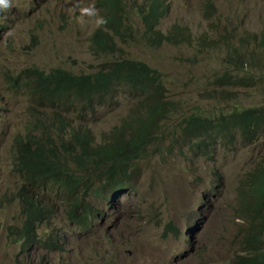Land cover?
I'll use <instances>...</instances> for the list:
<instances>
[{
    "label": "rangeland",
    "instance_id": "obj_1",
    "mask_svg": "<svg viewBox=\"0 0 264 264\" xmlns=\"http://www.w3.org/2000/svg\"><path fill=\"white\" fill-rule=\"evenodd\" d=\"M167 2L171 10L159 28L167 34L178 24L193 33L191 42L150 46L142 35L147 1L124 0L122 14L137 39L127 43L116 36L118 50L106 53L92 44L107 11L100 0H0V264H233L245 237L258 230L239 217V200L248 190L246 180L264 163V138L220 142L202 156L183 137L179 119L169 122L136 163V190L89 197L96 209L89 223L70 221L60 193L50 190L47 194L61 204L41 227L40 240L29 247L9 236L24 219L16 140L26 133L33 108L26 88L11 81L28 67L91 73L125 53L158 68L169 97L182 101L186 113L216 111L218 116L250 106L264 112V0ZM233 53L242 56L228 62ZM234 63L239 76L253 75L258 82L250 87L217 83ZM140 98L121 92L87 117L98 142L125 118L141 113ZM76 213L81 215L80 208Z\"/></svg>",
    "mask_w": 264,
    "mask_h": 264
},
{
    "label": "trees",
    "instance_id": "obj_2",
    "mask_svg": "<svg viewBox=\"0 0 264 264\" xmlns=\"http://www.w3.org/2000/svg\"><path fill=\"white\" fill-rule=\"evenodd\" d=\"M100 1L107 11L103 25L93 34L94 47L109 53L118 50L116 36L127 43L135 41L137 34L122 14L124 0ZM145 1L146 29L142 35L150 46L181 45L193 40V33L178 24L167 34L159 28L171 10L167 0ZM233 49L237 50L234 44ZM239 56L242 53H233L228 62H235ZM246 63L242 60L243 68ZM237 69L238 64L234 63L233 70L219 76L217 83L250 87L258 82L250 74L249 78L245 74L239 76ZM17 83L25 86L33 108L26 133L19 134L16 140L15 170L22 177L18 199L23 226L20 230L9 229V236L23 240L29 247L40 240L41 227L58 208L47 191H59L70 221L89 223L96 212L89 197H113L120 190H136L133 184V175L138 172L136 163L150 153L172 120L180 119L178 126L183 137L195 144L202 156L216 151L220 142L254 143L264 138V112L259 107H236L218 116L216 111L186 113L182 101L169 97L166 79L158 68L125 53L91 73L77 74L62 67L51 71L28 67L11 81ZM121 92L141 97L143 112L139 110L125 118L109 132L107 142L98 143L93 129L86 125L87 117L111 103L108 98L120 96ZM246 183L247 192L240 193L239 217L250 221L258 230L245 237L242 253L233 264H264V163L257 166ZM78 208L81 215L76 213Z\"/></svg>",
    "mask_w": 264,
    "mask_h": 264
},
{
    "label": "bare ground",
    "instance_id": "obj_3",
    "mask_svg": "<svg viewBox=\"0 0 264 264\" xmlns=\"http://www.w3.org/2000/svg\"><path fill=\"white\" fill-rule=\"evenodd\" d=\"M144 1V0H143ZM168 1V0H167ZM142 3V2H141ZM125 45V44H124ZM19 84V83H18ZM254 84V83H253ZM23 85V84H22ZM14 86H15V84H14ZM25 87V86H24ZM30 87V86H29ZM23 89V88H22ZM29 94V93H28ZM33 98V97H32ZM34 101V100H33ZM35 102H36V100H35ZM37 103V102H36ZM141 112H143V111H141ZM113 130V129H112ZM111 130V131H112ZM194 139V138H193ZM29 141V140H28ZM96 141H97V139H96ZM23 142V141H22ZM98 142V141H97ZM107 142V141H106ZM29 143V142H28ZM98 143H104V142H98ZM24 144V143H23ZM21 145V144H20ZM29 145V144H28ZM30 146V145H29ZM72 161V160H71ZM69 164V163H68ZM49 187V186H48ZM49 189V188H48ZM51 189V188H50ZM53 191V190H52ZM48 192V191H47ZM59 192V191H58ZM127 191H125V192H122V193H126ZM51 193V192H50ZM116 196V195H115ZM114 197V196H113ZM112 198V197H111ZM61 201L59 200V205L58 206H60V203ZM56 209V208H55ZM59 210V209H58ZM58 210H55V212L56 211H58ZM59 212V211H58ZM58 212H56V213H58ZM55 214V213H54ZM53 218H54V216H53ZM51 219V218H50ZM69 219V218H68ZM48 221V220H47ZM50 221V220H49ZM23 226V225H22ZM21 226V227H22ZM20 230V229H19ZM259 240H261V239H259Z\"/></svg>",
    "mask_w": 264,
    "mask_h": 264
}]
</instances>
